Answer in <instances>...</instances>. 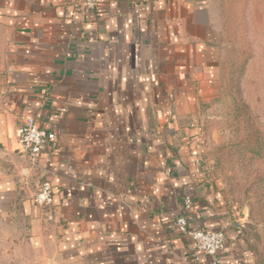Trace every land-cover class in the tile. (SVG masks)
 Returning a JSON list of instances; mask_svg holds the SVG:
<instances>
[{"label":"crops","instance_id":"crops-1","mask_svg":"<svg viewBox=\"0 0 264 264\" xmlns=\"http://www.w3.org/2000/svg\"><path fill=\"white\" fill-rule=\"evenodd\" d=\"M214 18L212 0H0V214L22 264H209L181 216L223 231L221 264H254L199 158ZM25 116L56 137L35 168ZM44 181L52 220L34 203Z\"/></svg>","mask_w":264,"mask_h":264},{"label":"rangeland","instance_id":"rangeland-1","mask_svg":"<svg viewBox=\"0 0 264 264\" xmlns=\"http://www.w3.org/2000/svg\"><path fill=\"white\" fill-rule=\"evenodd\" d=\"M212 3L220 61L216 85L197 103L199 158L254 264H264V0ZM21 262L0 214V264Z\"/></svg>","mask_w":264,"mask_h":264},{"label":"built area","instance_id":"built-area-1","mask_svg":"<svg viewBox=\"0 0 264 264\" xmlns=\"http://www.w3.org/2000/svg\"><path fill=\"white\" fill-rule=\"evenodd\" d=\"M102 0H79L81 9H94ZM56 137L52 132L41 129L31 116H25L16 129V143L23 153L30 167H37L42 153L47 146L55 141ZM34 203L46 212L48 220H52L53 189L49 181L40 184L34 197ZM185 208L191 207V199L184 200ZM177 230L190 237L194 246L201 252L203 259L209 264H221L218 253L222 250L225 241L223 231L189 230L184 216L179 217L175 222Z\"/></svg>","mask_w":264,"mask_h":264}]
</instances>
